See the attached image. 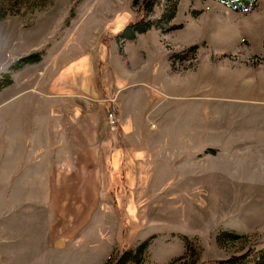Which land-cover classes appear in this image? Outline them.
<instances>
[{"label": "rangeland", "instance_id": "obj_1", "mask_svg": "<svg viewBox=\"0 0 264 264\" xmlns=\"http://www.w3.org/2000/svg\"><path fill=\"white\" fill-rule=\"evenodd\" d=\"M142 1L49 0L31 8L32 0H0V77L11 79L0 103L48 98L82 106L83 117L97 121L60 127L69 139L66 181L77 186L54 191L69 202L50 206V219L57 217L50 244L62 248L64 240V250L51 249L43 264L110 263L122 240L129 249L147 242L139 264L178 260L184 239L201 249L200 264L264 246V0H177L168 32L151 28L121 43L127 25L158 19L166 3L149 0L145 12ZM35 52L39 62L8 71ZM70 54L79 56L68 79L86 80L94 59L96 96L42 94L53 61ZM20 91L35 97L14 99ZM113 97L111 131L104 115Z\"/></svg>", "mask_w": 264, "mask_h": 264}, {"label": "crops", "instance_id": "obj_2", "mask_svg": "<svg viewBox=\"0 0 264 264\" xmlns=\"http://www.w3.org/2000/svg\"><path fill=\"white\" fill-rule=\"evenodd\" d=\"M69 56L53 61L54 65L49 63V67L53 65L51 76L46 80L42 94L46 90L54 94L72 91L69 93L81 99L87 95L96 96V88L91 84L94 59L87 61L86 70L90 76L86 80L81 79L82 74L68 79L72 66L66 68L79 55ZM35 90L39 92V89ZM27 93L31 98L35 97L32 92L20 91L14 99ZM44 99L0 103L5 108L1 117L10 113L5 125L0 117V264H43L44 255L51 249L64 250V240L62 248L50 244V231L57 229V217L50 219V206L69 204L68 199L58 200L54 191L74 190L77 185L66 181L69 139L66 133H60V127L66 123L81 126L84 122L90 128L92 124L89 113L83 117L84 107H63L59 102ZM64 110L69 117L64 118ZM91 121L96 125L97 121ZM78 212L80 216V210Z\"/></svg>", "mask_w": 264, "mask_h": 264}, {"label": "trees", "instance_id": "obj_3", "mask_svg": "<svg viewBox=\"0 0 264 264\" xmlns=\"http://www.w3.org/2000/svg\"><path fill=\"white\" fill-rule=\"evenodd\" d=\"M81 0H75V2H79ZM49 0H32L31 8L40 7L45 4H47ZM164 9L161 11L160 16L158 19L155 20H145L147 18H144V22H135L130 23L127 25L124 30L122 31L119 39L122 40H133L135 34H142L151 28L157 29L161 32H168L167 30L164 31L165 26H167V23L174 18L175 12H176V4L177 0H165ZM141 10L148 12L151 8V2L149 0H143L140 5ZM15 13L19 12V9H16L14 11ZM73 14V8H70L69 15L72 16ZM5 16V13L0 14V20ZM120 43V44H121ZM262 48L264 50V39L262 42ZM120 50V49H119ZM41 60L40 52L31 53L28 55H25L19 59H17L10 67L9 70L16 71L19 70L22 66L27 64H33L37 63ZM11 84V79L8 73L2 74L0 77V90L4 87H7ZM109 107L106 109L104 117H106L107 112L109 111ZM111 163V162H110ZM123 167L120 165L119 169L115 172H112V174L117 175L119 172L123 171ZM110 177L105 178V189L108 191L109 181ZM115 180V183L117 180ZM113 181V180H112ZM122 221V220H121ZM125 227L123 223V229L122 232L124 234ZM225 239H235L237 236H231L228 233L223 234ZM223 239L222 236H217L216 241L220 243ZM186 251L183 256H181L178 260H175L171 262L170 264H200V256H201V249L194 244L191 241H186ZM257 243H253L252 246H250L248 249H246L243 253L237 254V255H231L227 259L224 260H216L213 264H264V246L258 247ZM121 251L117 255L116 259L109 263V259L104 264H139L141 260L143 259V254L145 252V249L147 247V242L143 241L140 244H138L133 249H129L128 243L126 240L121 241ZM189 258V260H188ZM188 260V261H187Z\"/></svg>", "mask_w": 264, "mask_h": 264}, {"label": "built area", "instance_id": "obj_4", "mask_svg": "<svg viewBox=\"0 0 264 264\" xmlns=\"http://www.w3.org/2000/svg\"><path fill=\"white\" fill-rule=\"evenodd\" d=\"M110 103L109 105V111L107 112V115L105 117L106 124L108 128L111 131H114L115 128H117L118 123H117V115H116V109L114 107V97L109 99L108 101Z\"/></svg>", "mask_w": 264, "mask_h": 264}]
</instances>
